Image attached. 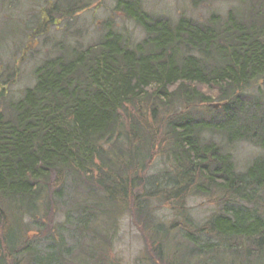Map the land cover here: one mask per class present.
Listing matches in <instances>:
<instances>
[{
	"label": "trees",
	"instance_id": "1",
	"mask_svg": "<svg viewBox=\"0 0 264 264\" xmlns=\"http://www.w3.org/2000/svg\"><path fill=\"white\" fill-rule=\"evenodd\" d=\"M235 1L225 15L175 20L116 0L139 35L107 22L95 43L44 58L15 98L0 71V264H77L80 242L107 246L126 215L165 264L263 259L264 0ZM94 2L49 9L71 19ZM237 142L260 150L243 170L226 150ZM157 157L164 180L146 177ZM194 196L221 207L205 224L186 208Z\"/></svg>",
	"mask_w": 264,
	"mask_h": 264
},
{
	"label": "rangeland",
	"instance_id": "2",
	"mask_svg": "<svg viewBox=\"0 0 264 264\" xmlns=\"http://www.w3.org/2000/svg\"><path fill=\"white\" fill-rule=\"evenodd\" d=\"M49 2L50 0H0V71L4 75L11 74L15 79L8 92L13 98L34 83L35 67L44 58L53 55L56 52L55 49L95 43L99 35L103 34L107 22L110 21L117 28L126 27V30L133 32L135 36L139 35L133 23L121 12L114 10L116 0H95L92 8L71 19L61 18L58 12L50 11ZM143 2L151 12L175 20L182 14L199 20H204L212 11L225 15L227 10L237 5L235 0H209L196 8L192 6L190 0H143ZM212 104L219 103L212 101L210 105ZM203 109L205 113L210 114L208 110ZM207 114L204 115L209 118ZM208 138H210L209 135ZM214 140L222 139L214 136ZM226 150L232 155L236 168L239 170L245 169L260 154L259 148L247 142L233 143L226 146ZM165 171L164 159L157 157L147 171L146 177L164 180ZM185 205L190 218L198 225L205 224L221 209L208 197L202 196L187 199ZM156 215L166 222H172L174 218L171 210L163 207L157 209ZM63 219L64 215L60 210L55 216V222ZM64 234L69 246L77 242V235L72 237L68 236L67 232ZM172 236L170 234L169 238ZM148 239V234L137 228L134 218L126 215L119 220L116 233H110L107 246L94 247L96 243L88 238L80 242L82 245L79 249L73 251L72 261L77 264L89 263L90 252L96 253L97 248L99 252L91 258V263H96L97 258L99 264H165L162 260H158V254H155ZM90 242L94 243V246ZM174 244L175 239L170 238L169 248L172 249ZM178 251L180 255L186 254V249L183 247H180ZM221 258L224 262L218 264H264V256L262 260L253 258L249 260L243 256L230 255H224Z\"/></svg>",
	"mask_w": 264,
	"mask_h": 264
},
{
	"label": "water",
	"instance_id": "3",
	"mask_svg": "<svg viewBox=\"0 0 264 264\" xmlns=\"http://www.w3.org/2000/svg\"><path fill=\"white\" fill-rule=\"evenodd\" d=\"M211 106L217 109L219 108L220 104H212Z\"/></svg>",
	"mask_w": 264,
	"mask_h": 264
}]
</instances>
